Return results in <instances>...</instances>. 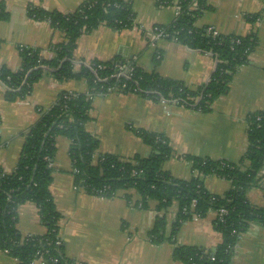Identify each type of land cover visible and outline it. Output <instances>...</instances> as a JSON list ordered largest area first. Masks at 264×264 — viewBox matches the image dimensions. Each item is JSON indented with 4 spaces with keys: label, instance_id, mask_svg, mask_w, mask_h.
<instances>
[{
    "label": "crops",
    "instance_id": "0c3cea01",
    "mask_svg": "<svg viewBox=\"0 0 264 264\" xmlns=\"http://www.w3.org/2000/svg\"><path fill=\"white\" fill-rule=\"evenodd\" d=\"M84 0H0L8 14L0 21V66L10 71L20 67L19 47L39 50L51 58L50 45L63 42L64 35L46 22L27 16L28 6L47 12L69 14ZM131 4L136 28L114 31L106 26L82 34L76 42L72 57L73 73L81 65L106 63L116 58L131 61L146 73L196 89L212 74L215 63L207 55L186 49L169 40H159L154 46L137 28L170 25L176 18L179 0H125ZM208 7L197 19V28H211L218 35L254 36L256 46L247 63L232 76L226 94L215 99L207 113H198L172 104L156 103L134 94L109 93L91 102L85 131L99 142L93 156L96 162L103 155L120 159L147 157L152 150L138 137L139 131L162 135L172 154L162 165L163 171L174 179L187 181L197 174L185 157L225 161L237 164L247 150V117L264 112V3L261 0H202ZM160 55L159 63L154 59ZM62 93L86 95L88 86L81 80L56 82L48 74L33 85L29 96L7 102L0 88V170L11 173L18 162L25 136L38 121L39 111L55 105ZM69 143L63 137L55 139V154L51 164L50 194L59 214L58 236L65 256L81 264H180L172 258L174 245L165 242L153 245L147 235L152 229L157 203L150 201L145 209L137 207L133 193L131 203L122 197L101 198L86 194L74 183ZM258 187L246 192L248 202L264 208V162L259 172ZM202 179L205 189L222 196L230 183L215 175ZM177 205L165 213L169 230ZM16 229L22 238L42 236L38 210L31 202L16 209ZM216 214L204 218L192 217L184 222L175 238L181 247L214 250L221 242L213 228ZM0 264H16L0 250ZM230 264H264V229L250 224L238 239Z\"/></svg>",
    "mask_w": 264,
    "mask_h": 264
},
{
    "label": "trees",
    "instance_id": "16d2710c",
    "mask_svg": "<svg viewBox=\"0 0 264 264\" xmlns=\"http://www.w3.org/2000/svg\"><path fill=\"white\" fill-rule=\"evenodd\" d=\"M207 9L202 0H179L175 20L167 26H156L164 32L166 40L207 55L215 63L209 78L196 89H189L178 81L146 73L136 66L129 76L117 77L115 65H123L124 58L106 63H83L80 71L73 73L72 53L82 34L99 26L117 32L133 27L134 13L125 0H84L74 12L66 15L27 7L30 19L46 22L52 29L62 32L64 40L49 46L50 59L43 58L37 49L19 47V69L13 72L0 66V88L5 101L25 99L44 74L59 83L84 81L88 93H62L54 106L47 111L41 110L38 121L26 133L15 169L9 174L0 170V250L16 260V264H31L37 254L47 264H81L64 254L58 236L60 217L49 190L57 137L68 140L74 183L86 194L106 199L120 196L131 203L134 193L138 199L134 204L141 209L150 201L157 203L156 212L161 215L156 217L147 238L156 246L172 243V258L180 264H230L236 243L249 225L257 224L264 229V208L252 206L246 198L249 189L258 187L264 162V112L247 117L248 146L237 164L185 157L197 174L187 181L174 179L163 171L162 165L172 151L162 135L138 132V137L152 150L147 157L120 159L103 155L93 162L99 142L84 128L89 121L92 99L109 94L111 89H117L118 94H134L198 113L209 112L212 102L227 93L237 69L247 63L256 39L252 35L214 36L207 27L197 28V19ZM7 20L8 14L0 3V21ZM159 58L157 55L154 59L155 66ZM209 175L227 180L230 189L222 196L209 193L201 179ZM26 202L33 203L38 210L45 228L42 236L22 238L17 232L16 209ZM174 204L177 205L176 215L167 231L165 213ZM220 209L226 213L218 219ZM210 212L216 214L213 228L221 237L214 250L175 244L176 234L184 222L192 217L204 218ZM57 242L60 244L56 245Z\"/></svg>",
    "mask_w": 264,
    "mask_h": 264
},
{
    "label": "built area",
    "instance_id": "2783aa9c",
    "mask_svg": "<svg viewBox=\"0 0 264 264\" xmlns=\"http://www.w3.org/2000/svg\"><path fill=\"white\" fill-rule=\"evenodd\" d=\"M158 2V4L162 5V4H166V2H163L161 0H156ZM177 5V4H176ZM177 15V12H176ZM132 28H136V26L133 25ZM131 28V29H132ZM139 31H141V33L144 35V37L148 38V43L151 46H154V44L159 41V40H166V35L164 34L163 31L157 30L156 26H153L151 28L145 29L142 27L137 28ZM208 31L211 32L214 36L218 35L217 33H215L211 28H208ZM174 42V41H173ZM134 64L131 61H126L123 65H115V68L117 69V77L119 76H129L133 69H134ZM117 89H111L110 93H117ZM73 95V94H70ZM162 104H166L164 102H161ZM40 114V111H39ZM194 204V202H193ZM192 204V205H193ZM226 213V211L224 209H220L218 210V219L221 218L222 215H224ZM60 243L57 242L56 245H59ZM6 253V252H5ZM16 261V260H15ZM17 263V262H16ZM31 264H47L42 258H39L38 254H37V258H35Z\"/></svg>",
    "mask_w": 264,
    "mask_h": 264
}]
</instances>
